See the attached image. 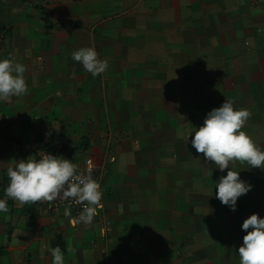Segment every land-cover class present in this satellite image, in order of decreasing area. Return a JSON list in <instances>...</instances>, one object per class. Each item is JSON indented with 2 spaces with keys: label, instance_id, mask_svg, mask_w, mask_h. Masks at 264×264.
<instances>
[{
  "label": "crops",
  "instance_id": "0c3cea01",
  "mask_svg": "<svg viewBox=\"0 0 264 264\" xmlns=\"http://www.w3.org/2000/svg\"><path fill=\"white\" fill-rule=\"evenodd\" d=\"M1 29L9 32L0 60L26 67L29 91L0 102V199L9 209L0 213V264H52L56 246L65 264H179L184 253L195 264L194 187L187 178L173 184L176 164L190 155L180 154V138L186 150L189 140L166 82L179 69L193 79L196 50L236 46L239 35L240 48L256 50L264 64V0H0ZM82 47H93L108 70L86 72L71 58ZM186 108L191 130L194 108ZM111 134L107 236L5 196L7 169L19 160L101 158Z\"/></svg>",
  "mask_w": 264,
  "mask_h": 264
},
{
  "label": "rangeland",
  "instance_id": "374dc122",
  "mask_svg": "<svg viewBox=\"0 0 264 264\" xmlns=\"http://www.w3.org/2000/svg\"><path fill=\"white\" fill-rule=\"evenodd\" d=\"M238 37L236 46L226 49L196 50L193 79L181 77L182 71L179 69V79L166 82L177 95L180 112H183L180 114V123H184L182 136L187 132L186 136L188 135L187 140H189L186 150L180 138V154L185 156L189 152L190 155L189 160H186L184 164L183 162L176 164V175L172 181L174 184L175 179L187 178L185 186L188 184L189 188L194 187V195L188 197V201L194 204V240L192 241L194 247L192 244L191 249L194 250L195 264H239L238 249L246 235V230L241 227L243 221L253 213L264 218V170L249 167L246 162L237 161L230 165L231 170L239 171L240 178L252 185L246 195L238 198L236 210L232 211L215 195L216 182L221 176L226 175L229 169L221 172L214 162L205 160L203 153H197L191 145L192 135L204 123L207 113L213 108L220 107L227 100L231 101L236 109L245 108L250 111L251 116L242 130L264 150V64L259 62L256 50L240 48L242 39L240 35ZM257 44L258 42L255 45ZM197 56L205 57L203 59ZM219 70L227 74L224 80L213 77ZM205 77L214 79L209 80ZM192 90L193 96L190 93ZM186 106L194 108L193 114L189 112L194 118L193 121L192 116L189 115L188 118L189 123H193L194 129L191 130L186 129ZM114 138L111 134L109 139H106V150ZM183 158L179 157L180 161ZM108 179L109 176L107 183ZM160 179L161 184L164 185V178L160 177ZM160 179L154 180L157 186L160 184ZM179 183L183 182L179 180ZM141 185L144 186L143 182ZM178 185L179 188L180 185ZM179 199L186 201V196ZM182 214L179 211L176 212V216L180 219L183 217ZM112 225L109 230H104L100 226L96 227H99V231L107 236L111 232ZM185 236L186 228H184ZM186 240L182 242L185 246L184 252H186ZM188 241L190 245V239ZM183 255L179 258V264H187L186 253ZM118 258L115 257L114 261L117 262Z\"/></svg>",
  "mask_w": 264,
  "mask_h": 264
},
{
  "label": "clouds",
  "instance_id": "9594fccd",
  "mask_svg": "<svg viewBox=\"0 0 264 264\" xmlns=\"http://www.w3.org/2000/svg\"><path fill=\"white\" fill-rule=\"evenodd\" d=\"M71 58L93 77L109 68L108 61L99 59L93 47L74 50ZM25 72L26 67L21 63H13L11 59L0 60V102L28 93ZM250 116L248 109H236L231 101L225 100L220 107L207 113L204 123L196 129L191 140L192 147L197 153H203L205 160L214 162L221 172L229 169L216 182L215 195L232 211L236 210L238 198L246 195L252 185L242 180L239 171L231 170L230 165L237 161L246 162L249 167L264 170V150L242 130ZM77 167L71 160L48 153L40 159L19 160L7 169L9 183L4 190L5 196L22 205L71 200L76 205H83L73 223L90 226L101 207L103 192L92 177L91 162L86 174H78ZM70 208L71 205L66 207L65 216L71 215ZM8 211L7 200L0 199V213ZM241 227L246 230V235L238 249L239 264H264V218L253 213ZM50 251L52 264H65L64 251L59 246Z\"/></svg>",
  "mask_w": 264,
  "mask_h": 264
},
{
  "label": "built area",
  "instance_id": "2783aa9c",
  "mask_svg": "<svg viewBox=\"0 0 264 264\" xmlns=\"http://www.w3.org/2000/svg\"><path fill=\"white\" fill-rule=\"evenodd\" d=\"M6 32L4 30H0V41L5 39ZM89 162H91L93 171L92 177L100 184V188L103 192V197L101 201V207L97 209V213L94 217L92 225L100 226L104 230H109L111 228L112 222L108 216V202L110 195V188L107 183V178L110 173V159L108 150L104 153L103 157L95 158L93 155H88L82 161L75 163L77 167L78 174H86L87 168L89 166ZM40 206L46 209V211L50 215L54 216H63L66 217L69 221L73 222V220L78 216V214L82 211L83 205H76L71 200L64 201L57 199L51 203L48 202H37ZM71 205L70 216H65L64 212L66 207ZM83 225V224H80Z\"/></svg>",
  "mask_w": 264,
  "mask_h": 264
},
{
  "label": "trees",
  "instance_id": "16d2710c",
  "mask_svg": "<svg viewBox=\"0 0 264 264\" xmlns=\"http://www.w3.org/2000/svg\"><path fill=\"white\" fill-rule=\"evenodd\" d=\"M42 14H43V20H44V22L46 23V26H47L48 28L53 27V26H54V23L51 22V20H50L48 14H47L45 11L42 12ZM1 30H3V29H1ZM8 32H9V30L6 31L7 34H8ZM35 159H39V157H38V156H35Z\"/></svg>",
  "mask_w": 264,
  "mask_h": 264
}]
</instances>
